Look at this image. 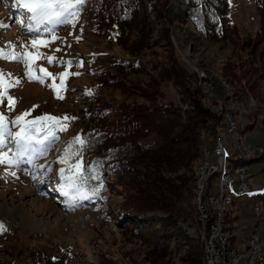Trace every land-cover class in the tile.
<instances>
[{
    "label": "rangeland",
    "instance_id": "374dc122",
    "mask_svg": "<svg viewBox=\"0 0 264 264\" xmlns=\"http://www.w3.org/2000/svg\"><path fill=\"white\" fill-rule=\"evenodd\" d=\"M171 1L170 11L165 8L162 18L152 15L153 29L149 38L164 44L157 49L156 56L162 58V52L170 51L186 69L187 75L194 76L197 85L202 88L205 95L203 104L213 112L224 114L218 132L211 136L204 134L205 147L201 158L195 162L196 194L191 203L195 209L197 181L206 171V152L213 151L217 139L226 147L229 159L227 165H230L231 159H237V153L242 150L250 154V142L264 149V83L248 94L245 82L239 81L237 76L234 77L235 88L232 89L221 75L224 68L233 70L238 56L249 60L252 55H259V51L264 49V43L257 50L250 49L246 43V39L254 37L261 27L257 7L259 0H230L228 14L235 28L230 38L222 40L194 36L199 33L195 23L178 18L180 0ZM145 6L149 13L150 2L147 1ZM27 15L29 13L26 9L17 6V0H0V22L8 25L0 28V48L9 52L14 49L18 53H32V75L45 76L40 71L43 68L52 73L55 79L53 76H45L43 82L29 79L23 60L0 59V71L4 73L5 80H10L14 85L7 90L14 103L5 99L0 104V110L6 122L15 120L25 112L30 113L25 120L45 114L74 119H61L56 124L57 138L47 146L45 155L37 156L31 163L27 162L28 157H23L19 165H0V222L8 225L0 237V264H189V250L199 243L202 246L195 210L186 220L178 221L183 235L193 239L194 244L181 237L175 248L161 261L156 260L158 253L154 252L153 244L133 237L131 232L119 224L118 212L124 196L113 178L106 175L103 162L105 159L117 162L129 157L136 152L134 148L128 147L124 151H113L105 155L94 153L88 162H82L85 190L90 193L93 188H99L98 194L91 199L73 202L71 197L60 191V185L66 183V180L61 179L60 169H65V177L76 174L70 161L74 154L73 139L79 136L81 119L90 114L88 107L93 105L91 94L100 92V100L103 101L132 100L123 96L119 89L99 88L96 81L97 70L111 71L114 70V63L134 60L128 48L117 42L118 25L97 27L90 5L86 9L82 8L75 26L58 25L54 33L44 32L43 28L39 32H29L21 23ZM53 35L58 39H53ZM37 36L48 41L47 45L38 46L39 52L43 54L39 57L36 49L31 47V41ZM138 38V30H135L132 40ZM149 51L146 50V53L149 54ZM148 54L144 56L146 63L152 58ZM48 56L56 59L49 62ZM68 61H71L70 65ZM254 66L257 68L258 64L254 63ZM161 71V66L155 67L150 62L142 71L129 73L126 81L143 88L151 82L154 84L153 81L157 80ZM64 72L70 74L64 78V87L61 89L59 74ZM17 80L19 83H16ZM53 84L56 85L55 89L50 87ZM163 87L166 92L165 102L179 100V93L172 82H165ZM57 91L63 99L57 97ZM214 96L216 100H213ZM240 110L247 112L244 115L245 131L229 133L225 117L230 115L240 122ZM250 114L256 117L254 121ZM251 122L253 126L246 131ZM41 123L51 126L56 122ZM63 126H66V130L60 131L59 128ZM8 127L14 132L19 131L15 125L8 124ZM151 141L150 137L145 144ZM69 145H72L70 149ZM66 150L70 156L66 163H62L61 158L65 156ZM14 153L13 145L9 155ZM255 157L262 158L250 163V192L227 207L228 218L238 217L228 222V226H235L231 233L237 244L244 237L256 236L261 239L264 236V207L260 218L253 212L256 205L263 206L264 203V156ZM211 163L207 172L209 176L217 168L214 156L211 157ZM212 179V192L217 194L219 176ZM106 181L109 183L107 192H104ZM153 215L166 214H147ZM245 255L248 258L250 253L246 251ZM240 264H246V261Z\"/></svg>",
    "mask_w": 264,
    "mask_h": 264
},
{
    "label": "trees",
    "instance_id": "16d2710c",
    "mask_svg": "<svg viewBox=\"0 0 264 264\" xmlns=\"http://www.w3.org/2000/svg\"><path fill=\"white\" fill-rule=\"evenodd\" d=\"M88 1L97 27L117 24V42L126 46L134 57V60L114 63V70H97V85L101 89H119L123 96L132 100L103 101L100 100V92L92 93L93 105L88 107L89 116L81 119L79 132L85 144L73 143L74 154L70 161L71 164L85 163L94 153L105 155L124 151L128 147L136 150L133 155L117 162L105 159L103 168L124 196L118 212L120 226L131 232L133 237L153 244L154 252L158 253L156 260L161 261L181 237L190 243L195 242L183 235L178 221L189 218L194 210L198 220L197 202L195 209L191 204L196 194L195 162L201 158L205 147L204 134H216L224 114L213 112L203 104L205 95L202 88L197 85L194 76L187 75L186 69L170 51L162 52V58L156 56L157 49L164 44L149 38L153 29L152 15L162 18L165 8L170 11V0ZM147 1L150 2L149 13L145 6ZM89 5L87 2L83 7ZM229 5L230 0H180L177 15L195 23L199 33H193L194 36L222 40L230 38L235 28L228 14ZM257 7L261 27L254 37L246 39L252 50H257L264 43V0H259ZM135 30H138L139 38L133 41ZM146 50H150L149 54ZM146 54L151 55L152 65L161 66L160 76L153 81L154 84L151 82L143 88L128 84L126 76L129 73L140 72L146 64H150L144 60ZM252 56L249 60L238 56L232 71L228 68L222 70V77L232 89L235 88L236 76L239 81L245 82L248 94L264 83V49L259 51V55ZM254 63L258 64L257 68ZM165 82H172L175 86L179 93L177 102L164 101ZM250 117L252 121L256 118L251 114ZM252 126L253 122L246 127V131ZM150 137L155 141L154 145L152 141L145 144ZM261 158H252L248 163ZM231 161L235 165L241 164V160ZM108 183L106 181L104 192H107ZM153 212H164L166 215L147 216ZM237 219L230 216L228 222ZM234 227L230 224L228 229L232 231ZM203 256V244L193 246L189 250V264H202Z\"/></svg>",
    "mask_w": 264,
    "mask_h": 264
},
{
    "label": "snow or ice",
    "instance_id": "6c2138e0",
    "mask_svg": "<svg viewBox=\"0 0 264 264\" xmlns=\"http://www.w3.org/2000/svg\"><path fill=\"white\" fill-rule=\"evenodd\" d=\"M88 0H17V6L26 9L27 15L24 20L21 21L29 32H39L43 28L44 32L54 33L55 27L58 25H69L75 26V22L79 19L80 13L83 6ZM8 25L0 22V28H6ZM53 39H58L53 35ZM48 41L41 39L39 36L31 41V47L36 49L37 57L43 55L39 52V45H47ZM27 49V46H25ZM0 59L8 60H23L25 63V71L29 79L43 82L45 76H53L52 73L47 72L41 68L40 71L45 76H34L32 75V53L30 52H16L14 49L9 52L3 48H0ZM56 58L48 56L47 60L53 62ZM71 64V61H68ZM70 73H60L61 78L60 88L64 87V78ZM10 75V74H9ZM79 75V73H75ZM53 79L55 77L53 76ZM16 83H19L17 80ZM14 86L10 80H5L4 73L0 71V104H3L5 99L14 103L13 98L8 95V88ZM52 88H56V85H50ZM57 97L63 99L57 91ZM89 94H91L89 92ZM30 113L25 112L20 116H17L15 120L7 121L2 110H0V165H19L23 162V157H28V163H31L37 156H43L46 154L47 146L54 141L56 136V124L63 120H71L73 117H54L50 115H42L35 117L31 120H25V117ZM43 121L56 122L51 126L42 124ZM8 124L15 125L19 128V131H12L8 127ZM60 131L66 130V126L60 127ZM73 143H78L81 146L85 144V140L80 136L74 137ZM14 145L15 153L9 155L12 152V146ZM69 149L72 145L68 146ZM6 149V150H5ZM77 157L79 156L76 153ZM69 151H65V156L61 158L62 163H66L69 158ZM41 167V166H38ZM71 168L76 170L75 175L65 177V169H60L61 179L66 180L65 184L60 185V191L63 195L71 197L73 202L77 200L91 199L97 195L99 188H93L91 192L85 190L86 180L84 174L81 172L82 162H77L71 165ZM15 175V173H12ZM98 179V177H94ZM102 187V185H101ZM71 189V191L67 190ZM3 224H0V231H5Z\"/></svg>",
    "mask_w": 264,
    "mask_h": 264
},
{
    "label": "bare ground",
    "instance_id": "6f19581e",
    "mask_svg": "<svg viewBox=\"0 0 264 264\" xmlns=\"http://www.w3.org/2000/svg\"><path fill=\"white\" fill-rule=\"evenodd\" d=\"M241 111V110H240ZM247 114L246 111H241L240 113V122L236 121L230 115L227 117L230 118L232 130L231 133H235L236 131L244 132L245 125H244V115ZM232 115V114H231ZM229 130V123L227 125ZM218 143L221 144L222 149L225 153H227L226 147L221 140H218ZM154 145L155 142H152ZM259 145V144H258ZM241 147V146H240ZM262 147V146H261ZM252 151L251 153L247 152H239L238 158L236 160H241V164L235 165L232 161H230V165H227L228 155L227 154H220V160L218 161V168H217V175H219V191L216 195H210L209 199V214L210 220L212 223L215 224L216 229L218 231V238L215 239V246H221V249L226 251H235L236 259L239 260L238 264H240L243 260L246 261V264H263L264 263V236L261 239H257L255 241L254 247H246L245 240H241L238 244L236 243L235 237L232 236L231 231L228 229V217H227V207L239 199L244 194L250 192V186L248 184V189H237V186H241L242 181V172L238 171L237 169H245L250 167V160L254 158V156H258V149L255 146H251ZM263 148V147H262ZM264 150V149H263ZM254 154V155H253ZM214 156V148L213 151H207L205 157V167L206 171H203V175L198 178L197 183V214L198 220L197 223L199 225V238L202 241L204 246V256H203V264H224V256H220L218 248H211L210 254V261L207 259L206 254V244L204 241V236L201 232V226L203 225V217H200V209L203 206L204 201V191H203V180L209 179V174L207 173L211 168V157ZM215 161L217 164V157H215ZM251 174L248 171V179ZM231 178L229 180L226 187L223 184V180H227V178ZM235 185V187H234ZM234 188V189H233ZM263 206L256 205V209L258 213H255L259 218L262 216ZM3 224L4 228H7V224ZM5 231H0V234L4 233ZM250 253L249 257L247 258L243 250Z\"/></svg>",
    "mask_w": 264,
    "mask_h": 264
},
{
    "label": "built area",
    "instance_id": "2783aa9c",
    "mask_svg": "<svg viewBox=\"0 0 264 264\" xmlns=\"http://www.w3.org/2000/svg\"><path fill=\"white\" fill-rule=\"evenodd\" d=\"M205 77V75H202ZM213 79L215 77V74L212 76ZM210 77V79H212ZM207 85L210 83L207 82ZM214 100H216V97L214 96ZM186 106V104H185ZM225 121H228L229 123V133H231L232 125L229 117H225ZM155 142V141H152ZM251 146H255L258 149V156H264V150L260 146L254 145L251 143ZM220 154H227L223 151L221 144L218 143V139L214 145V157H217V168H218V161L220 160ZM217 168L215 169L214 173L210 175L209 179L203 180V191H204V201L203 206L200 209V217H203V225L201 226V232L204 236V241L206 244V254L207 259L210 261V254H211V248H218L220 256H224V264H238L239 260L236 259L235 251H226L221 249V246H215V239L218 238V231L216 229V226L212 221L210 220V214H209V199L210 195H216L212 192L213 188V180L212 177L219 176L217 175ZM238 171L242 172V181L241 186H237V189H245L247 191L248 189V171H250V167L245 169H237ZM229 180H232L231 178H227V180H223V184L225 187ZM237 200V199H236ZM254 213H258L256 207L253 208ZM246 242V247H254L256 236L251 237H244L243 238ZM244 253H246V249L243 250ZM211 264V262H210ZM264 264V263H263Z\"/></svg>",
    "mask_w": 264,
    "mask_h": 264
},
{
    "label": "water",
    "instance_id": "95a60500",
    "mask_svg": "<svg viewBox=\"0 0 264 264\" xmlns=\"http://www.w3.org/2000/svg\"><path fill=\"white\" fill-rule=\"evenodd\" d=\"M2 236V234H0V237Z\"/></svg>",
    "mask_w": 264,
    "mask_h": 264
}]
</instances>
